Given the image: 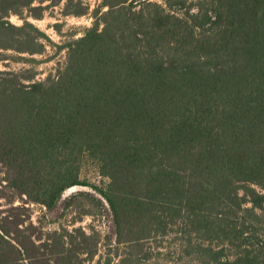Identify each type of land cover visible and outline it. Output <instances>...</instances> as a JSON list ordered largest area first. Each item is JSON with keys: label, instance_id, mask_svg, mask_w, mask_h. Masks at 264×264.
Wrapping results in <instances>:
<instances>
[{"label": "trees", "instance_id": "1", "mask_svg": "<svg viewBox=\"0 0 264 264\" xmlns=\"http://www.w3.org/2000/svg\"><path fill=\"white\" fill-rule=\"evenodd\" d=\"M32 2L0 0L1 49ZM104 5L46 82L0 70V162L49 211L89 186L107 230L2 218L0 264H264V0Z\"/></svg>", "mask_w": 264, "mask_h": 264}, {"label": "rangeland", "instance_id": "2", "mask_svg": "<svg viewBox=\"0 0 264 264\" xmlns=\"http://www.w3.org/2000/svg\"><path fill=\"white\" fill-rule=\"evenodd\" d=\"M107 1L109 0H33L20 14H11L9 20L13 24H26L21 32V51L0 48V70L14 71L24 82L28 78L46 82L48 77L57 74L58 69L65 64L68 44L99 19L100 14L107 9L104 5ZM129 2L140 7V0H127ZM27 23L33 25L39 33L30 29ZM80 175L82 179L97 185L104 179L87 156L81 160ZM8 176L7 167L0 162V219L15 222L21 220V213H24L44 233L62 226L68 229L82 226L86 231H98L102 237L107 230V216L91 199L96 198L97 194L89 186L66 189L62 195L64 200L49 211L11 187L6 181ZM79 191H89L92 196L77 195ZM74 194L75 197H72ZM69 197L72 198L69 200ZM9 226L11 231L15 230L14 226ZM98 248L93 261H86V264H94L103 253V245L100 244Z\"/></svg>", "mask_w": 264, "mask_h": 264}]
</instances>
